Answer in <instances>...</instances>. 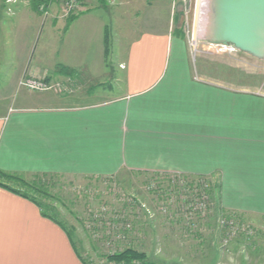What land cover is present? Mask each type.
<instances>
[{
	"label": "crops",
	"instance_id": "crops-1",
	"mask_svg": "<svg viewBox=\"0 0 264 264\" xmlns=\"http://www.w3.org/2000/svg\"><path fill=\"white\" fill-rule=\"evenodd\" d=\"M105 29L95 12L68 25L56 17L45 23L32 9L13 17L0 10V77L17 85L64 67L73 71L75 90L77 72L105 74ZM127 43L124 67L110 69L124 88L120 97L65 107L59 103L80 98L24 93L17 106L3 105L0 171L22 178H205L216 184L220 210L264 218V94L197 78L186 42L150 23ZM5 186L0 264H82L63 228Z\"/></svg>",
	"mask_w": 264,
	"mask_h": 264
},
{
	"label": "rangeland",
	"instance_id": "rangeland-1",
	"mask_svg": "<svg viewBox=\"0 0 264 264\" xmlns=\"http://www.w3.org/2000/svg\"><path fill=\"white\" fill-rule=\"evenodd\" d=\"M102 1L104 3L99 0H81V5L73 15L78 17L95 12L101 14L106 22V42L103 45L106 54L105 74L94 76L90 70L77 72L75 76L79 83L77 82L78 87L75 90L72 82L68 80L69 76L58 74L54 70L43 73L36 79L24 77L17 85L16 82L10 81V78L0 77V112L4 110L3 105L12 103V106H17V99L24 93L62 98H74L75 93L74 96L80 98L59 103V106L65 107L85 106L120 97L124 94V88L116 84L117 77L110 70L111 66L116 64L121 71L124 67L127 40L135 33H141L148 23L154 30L166 31L186 42L197 78L237 90L264 94V59L247 56L233 46H224L226 49L234 48L225 50L223 45L214 44L216 34L196 32L198 0ZM131 1L137 5L134 9L130 7ZM65 8L63 0H54L49 4L47 11H41L37 15L41 16L45 23L51 24L55 17L67 19L70 16L69 13L66 14ZM29 9L33 10L32 0H0V10L3 14L7 12L10 17L18 10ZM208 20L207 24L216 25L215 20ZM95 47V44H92L93 51ZM29 79L44 81L50 89L42 92L31 91L23 86ZM93 89L99 91L90 96L88 92L94 93ZM172 178L169 175L149 176L126 172L116 177L101 179L57 176L22 179L28 183L36 180L47 183L45 190L50 198L33 193L30 195L41 204L55 209L56 217L71 232L77 250L89 264L108 263L105 258L107 249L96 245L85 230V224H82L86 218L91 220L87 212L100 215L102 211H107L104 208L107 207V218H111L110 213L113 210L128 205L126 199L129 195L137 197L147 209L135 214V229L130 233L134 240L130 245L145 252L152 263L264 264V218L233 215L220 210L215 200V183L211 184L214 206L203 220L195 219L191 224L192 222L181 219L174 221L160 214L158 207L164 196L156 197L148 192V185L153 181L164 183L161 189L166 190L167 183L169 185ZM9 185L27 193L20 184L10 182ZM122 193L126 196L124 200Z\"/></svg>",
	"mask_w": 264,
	"mask_h": 264
},
{
	"label": "built area",
	"instance_id": "built-area-1",
	"mask_svg": "<svg viewBox=\"0 0 264 264\" xmlns=\"http://www.w3.org/2000/svg\"><path fill=\"white\" fill-rule=\"evenodd\" d=\"M78 0H63L65 5L66 14L72 13L77 10L79 7ZM232 50L234 48L226 49ZM23 86L28 88L31 91L42 92L49 90L50 87L44 81L39 80H26L23 83ZM172 176V180L169 181V185L167 183L166 190L161 189L164 183L151 182L148 185V192L153 193L156 197L161 195L164 196V200L160 203L158 207V211L160 214L164 215L168 219L177 221L178 219L185 220V222H192L193 220H203L206 218L207 214H210L213 209V201L211 195V184L212 181L199 178L192 179L188 177H184L181 175H169ZM189 182V183H188ZM163 184V185H162ZM126 197L122 193V199L124 200ZM122 201V200H120ZM125 202V201H122ZM128 205H124L120 207L119 210H113L110 215L111 222L110 229L114 231L116 229L117 232L132 233V230L135 229L134 221L136 217V213H140L143 209H146V205L142 204L138 201L137 197L129 195L126 199ZM107 211H102L99 216L104 217L106 212H108V208L104 207ZM104 209V210H105ZM150 211L148 210V215ZM114 222L115 224H112ZM87 228H91L92 224L88 222ZM112 224V225H111ZM193 224V222L191 223ZM120 238V236L118 237ZM122 239V237H121Z\"/></svg>",
	"mask_w": 264,
	"mask_h": 264
},
{
	"label": "trees",
	"instance_id": "trees-1",
	"mask_svg": "<svg viewBox=\"0 0 264 264\" xmlns=\"http://www.w3.org/2000/svg\"><path fill=\"white\" fill-rule=\"evenodd\" d=\"M53 1L54 0H32V8L36 13L47 11L49 4H51ZM77 2H79V4L81 5V0H78ZM99 2L104 3V1L102 0H99ZM75 19L76 16L72 13L67 18L68 25H70ZM56 72L64 76H70L73 73L72 71L64 67H59ZM38 178L40 177H36V179ZM10 182L20 184L27 190L26 193L21 189L10 188L13 192L33 201L40 208L44 217L59 224L67 233L69 239L73 243L82 264H89L77 250L76 245L73 242L71 232H69L67 227L56 217L55 209L41 204L30 195L33 193L41 195L45 198H50L49 193H47V191L45 190V186L47 185V183L44 184L38 180L34 181L33 183H28L18 176L9 175L0 171V185L5 186V184H9ZM91 213L92 212L90 211L87 212L91 220L86 218L82 221V224H85V230L87 231L89 236L93 238V241H95L96 245L98 244L101 248L107 249L105 258L108 264H154L148 259L145 252L138 251L135 248L131 247L132 245L130 244L133 242L134 238L130 236V233L123 232L121 234V232H117L116 229L112 231L109 224L112 220L111 218H107V215H105L104 217H100L97 213ZM88 222L92 224V227L90 229L87 228L89 224ZM112 224L115 223L112 222ZM119 236L120 238H118Z\"/></svg>",
	"mask_w": 264,
	"mask_h": 264
},
{
	"label": "water",
	"instance_id": "water-1",
	"mask_svg": "<svg viewBox=\"0 0 264 264\" xmlns=\"http://www.w3.org/2000/svg\"><path fill=\"white\" fill-rule=\"evenodd\" d=\"M214 44L264 59V0H217Z\"/></svg>",
	"mask_w": 264,
	"mask_h": 264
},
{
	"label": "bare ground",
	"instance_id": "bare-ground-1",
	"mask_svg": "<svg viewBox=\"0 0 264 264\" xmlns=\"http://www.w3.org/2000/svg\"><path fill=\"white\" fill-rule=\"evenodd\" d=\"M217 5V0H198V10H197V25L196 32L206 33V34H216L217 36V27L216 25L207 24L209 19L216 21L215 17V8ZM211 21V22H212ZM205 34V35H206Z\"/></svg>",
	"mask_w": 264,
	"mask_h": 264
}]
</instances>
